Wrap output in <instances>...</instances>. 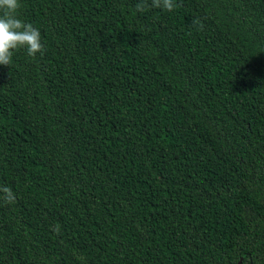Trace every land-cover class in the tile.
<instances>
[{
    "label": "trees",
    "instance_id": "1",
    "mask_svg": "<svg viewBox=\"0 0 264 264\" xmlns=\"http://www.w3.org/2000/svg\"><path fill=\"white\" fill-rule=\"evenodd\" d=\"M141 2L19 0L0 264H264V0Z\"/></svg>",
    "mask_w": 264,
    "mask_h": 264
},
{
    "label": "clouds",
    "instance_id": "2",
    "mask_svg": "<svg viewBox=\"0 0 264 264\" xmlns=\"http://www.w3.org/2000/svg\"><path fill=\"white\" fill-rule=\"evenodd\" d=\"M178 6L175 0H150V3L149 0H142L136 7L138 11L162 8L171 12ZM20 7L19 0H0V65L8 66L18 49H26L29 56H35L44 50L40 31L31 23L19 18ZM193 23L199 26L198 30L203 29V24L199 20H194ZM0 193H2L0 200L4 203H15V194L9 187L0 186ZM56 230L58 231V228Z\"/></svg>",
    "mask_w": 264,
    "mask_h": 264
},
{
    "label": "water",
    "instance_id": "3",
    "mask_svg": "<svg viewBox=\"0 0 264 264\" xmlns=\"http://www.w3.org/2000/svg\"><path fill=\"white\" fill-rule=\"evenodd\" d=\"M240 263H241V260L237 264H240Z\"/></svg>",
    "mask_w": 264,
    "mask_h": 264
}]
</instances>
